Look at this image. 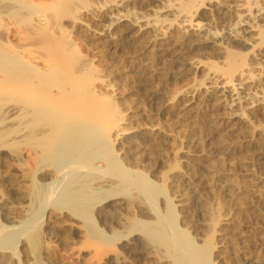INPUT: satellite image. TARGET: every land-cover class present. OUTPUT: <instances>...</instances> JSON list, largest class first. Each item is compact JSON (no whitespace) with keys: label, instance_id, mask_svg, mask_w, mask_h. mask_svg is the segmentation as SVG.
Instances as JSON below:
<instances>
[{"label":"rangeland","instance_id":"1","mask_svg":"<svg viewBox=\"0 0 264 264\" xmlns=\"http://www.w3.org/2000/svg\"><path fill=\"white\" fill-rule=\"evenodd\" d=\"M106 2V0H0V228H5L3 230L0 229V246L10 245L12 242L19 240L18 238L20 236L18 235H21L20 241L24 240L21 243L25 246L21 249L18 247L17 249L22 257L17 258V261H15L16 257H11L13 260L11 258L8 260L12 261V263L14 262L13 264H32L33 262H35V264H138L139 262V264H173L171 259H168L167 262L161 258L166 254V250L164 253L163 249L161 251L157 244H151V240L149 241L145 236L144 245H147L149 255H144L146 257H142V261L137 263L136 259L133 261V254L131 253L132 248L130 246H124V243L123 245L116 243L117 241H112V239H115V236L112 237L110 234L109 236L112 238H109L107 235L108 241H112L113 244L115 242L117 246L114 245V247H111L112 251L110 250L111 252L104 257L106 259H102V257L100 259L99 257L100 260H97V257H94V259L92 258L93 260H91V256H94L96 253V251L93 250V246H98V244L104 245V242L107 241L103 242L102 235L95 234V236H97L96 239H94L95 237L93 238L94 234H92V237L89 236L90 233L86 230V228H88L86 222H89L92 227L94 224L95 226L97 225V229H100V225L98 224L99 220L97 214H95V212L93 213V210H90L89 212L87 211L86 214V201L80 206V211L75 214L77 216L73 214V217L75 216L74 218L78 219V225L72 222L73 220H76L71 218L72 215L70 213L72 212H69L66 216L60 214L58 210L49 211L47 209L43 212L42 204L44 201V186L46 183L38 181L39 177L36 166L40 162H42L40 163L41 165H43V163L46 164L47 160L43 157L45 154L44 152L40 151L38 156H36L35 152L32 151L33 146L36 143L34 136L26 139L22 137L23 132H25V123L32 117H38L43 122V129L40 130L42 136L39 137L41 140L44 138V140L41 141L42 143L47 144L49 136L53 137L54 134H57L58 131L62 130L60 127L55 126V124L49 125L43 121L44 118L49 117L51 114L53 117H62V119L70 117L69 114L71 113V110H66L67 114L65 113V110L63 112L61 109L58 112L59 107H62L61 105L63 104H61L60 101H58V103L56 98L57 96H61L63 98L65 97L64 100L66 101V103L63 101V106L69 107L73 103L74 105L72 106H76L75 109H77L78 112L86 110V116H88L89 119L91 118L92 121L86 120V125H98L104 129L106 134L103 131V138L106 148L108 149L107 157L112 161H116L115 167L117 169L122 170L123 168H128L141 173L146 177H141V180L152 189L154 197L147 199L144 196L145 205L142 206V208L145 209L143 210L145 212L142 211V213L143 215L146 213V218H143V220L149 219L148 217H150V219L152 218V220L155 219V212H160L162 215L167 214L166 222L170 220L172 221L175 229L179 231L177 234L181 235V238H183L182 240L185 241L191 249L192 247L193 249L197 248L195 245H198V242L202 241L199 238L204 237V241L206 242H202V244L209 246L205 245L206 248L208 247V250L206 249V251L209 254H207L208 257L206 258L208 259L206 261L208 264H213V262L215 264L216 261H218L217 255L215 256V246L217 243L215 233L220 230L219 223H221L223 216L230 215L233 224L225 228L226 231L230 229V231H228L230 238L227 243L228 247L225 248V252L227 253L225 254L223 251L227 259L222 254L223 258L226 259L223 260L226 261L227 264L229 262V264H245L246 261L251 259L264 261V246H260L261 243L264 244V186L259 184L256 180L259 172L244 163L246 161L245 156L230 158L228 156V150L226 151L228 155L225 151V153L220 151L222 154L219 155V152H215V154H217L212 155V161L210 160L209 163L210 165L212 163L213 167L215 166L214 168L216 169L214 172H216L221 179L219 178L220 180L217 183L207 185L208 188H206V191L209 193L207 194L206 192L209 198V202H207V204L209 203L207 205V208H209L208 212L206 211V207L200 210V206L197 204L199 207H197L198 209L196 208V211H194L195 209L193 208L194 210L190 209L191 212L189 215H187L188 212L186 211L183 212V215H179L178 211H183L181 208L177 207L176 209H172L170 202L161 205V203H164L162 198L173 200V202H175V193L178 192V189L177 186L174 185H179L177 182V176L185 170L183 169L185 166H183L184 164L182 163V160L181 162L179 160L181 156L179 150L183 148L186 149L187 147L190 149L195 137L196 143H199V145L204 147L207 145L211 146L210 148H212V145L215 143L219 145L218 143L221 139L219 142L217 140L212 141V143L208 142V144L205 141L210 138L211 132H207L203 126H201L203 129L201 131L200 125H198L199 127L197 126V128H195L196 135L194 134L192 142H189V140H191V138L189 139V131L186 130L187 128L184 127L183 124H181L182 121L180 120L182 119L177 114L179 106L177 100L178 94L189 85L199 81L200 75H191L180 78V72H176L175 69L172 70L171 73L167 71L168 74L167 72H164V70H159L162 73L164 72V74H160L159 72L155 76H148V74L152 73V70H154L153 67L150 66L151 61L154 59L152 53L143 51L144 53L139 54L138 49H136L137 45L128 47L118 46L114 48L109 46L110 44L108 43L107 38L98 37L95 34L110 27L114 22L111 17L116 16L118 12H121L124 15H129L133 12L139 11L137 7L133 6L129 9L119 10L110 7L111 5ZM85 4L86 13H83L80 7ZM105 4L108 5V10L102 12L99 11L98 6H104ZM72 16H79L81 20L85 21L86 25L75 23ZM172 34L174 40H179L181 37V33L177 30L173 31ZM263 38L264 36L262 37L261 44L264 43ZM248 44L253 45L251 41H249ZM252 52L253 51H251L249 45L242 44L236 49L229 48L224 54L228 61L234 62L233 65H238L249 62ZM204 60L206 61V59ZM97 79H99V82L103 81L107 86L101 87V83H99ZM140 79H143V82ZM144 80L149 83L147 84ZM150 85L152 87H150ZM24 87L28 90L24 89ZM143 87L146 90L148 88V91L150 89V91H154V88L155 90L158 88L156 91L164 90V97L171 99V104L168 105V111L165 113L161 111H159V113H153L157 114L158 117L156 115H151L152 109H150L149 106H146L148 105V102L144 104L143 101L146 100H142L143 95L141 88ZM24 95L31 97L28 98ZM68 95H70L69 98L74 99L76 103L75 101L73 102V100L71 103L67 97ZM35 98L38 99V103L42 106L36 112H34L33 108V105H35L36 102ZM73 111L72 114H74ZM62 112L65 115H61ZM117 116H123L124 118L122 126L123 130L130 131L138 126H151L158 124L163 127L162 131H165L167 136H161L162 138L164 137L163 139L160 136L159 138L155 136L149 137L150 140H148L151 142L148 140L146 141L149 145V148L147 146L148 149H146V152L150 155L147 153L146 156L145 154L129 155L125 152V147L115 143L119 142L117 137L118 132L114 131L109 133L108 131L107 133V129H109V121ZM169 116L171 117L169 118ZM172 116L174 117L173 119ZM177 117L178 120L175 119ZM217 123L219 124L217 120L214 121L216 128H218L219 125L223 127L221 122L218 126ZM255 124L259 126L261 121L258 120ZM220 126L219 128H221ZM30 130H32V126H30ZM197 131H201V135L203 136L198 134L200 132ZM203 131L206 132L203 134ZM45 135H47L46 139L44 137ZM168 135L170 137H168ZM205 135L209 137L207 138ZM197 136L201 137L199 138ZM181 137H185L186 139L188 137L184 144H181L178 141V138ZM223 137V140L221 141L222 144L225 143L224 145L227 144L226 147L229 148L230 146L231 148L232 144L228 140L225 141L227 138ZM201 138H204V141ZM200 142L205 143V145ZM38 143L40 144V142ZM151 144L154 145V147L157 145L156 147L158 148H152ZM186 144H189L190 146ZM207 149H209V147ZM148 150L150 152L152 151V155ZM176 154L177 157L180 154L177 159ZM137 155L139 157H137ZM150 157L152 160L147 159ZM123 159H126V161ZM195 160H193L194 163H201L199 161H203L200 166L202 165V167L206 168L205 165H207V163L205 160L200 158H196ZM177 163L179 165L181 163V166ZM147 164L148 166L146 167ZM161 166L163 167L161 168ZM175 167L178 168V171ZM171 169L174 172L177 171L178 175L175 173V179L173 177V180H169L170 182H164L165 179L162 180L163 175L165 177L170 174L172 171ZM160 170L162 173L160 172L161 174H158ZM206 172L210 173L208 170H204L203 178L208 176ZM54 173L49 177L50 180L57 179V175ZM151 181L155 184H150ZM228 187H230L229 189L232 188L230 194L231 196L233 194L232 199H234V202L228 196L224 197L226 188ZM245 187L257 196L254 195L256 197L254 199V204H257L256 206L258 207L260 214H263V218L260 216L257 217V219L256 216L250 213L249 216L251 217H249L248 213L246 214V210L243 209L245 207L244 202L248 198L243 190ZM223 194L224 196H222ZM220 195L221 197H219ZM217 196L220 198H218L220 201L217 199ZM155 197H158V199L156 200ZM50 201L51 203H57V198L53 199V201L52 199L49 200V204ZM230 201L231 203H229ZM120 205L124 207H116L113 209L115 211L111 210V215L113 216L110 218L114 219L113 222L119 225L122 224L120 225V230L124 229L128 232L136 230V232L141 231L143 233V230L146 228L138 223L140 218L137 216L138 211L134 202L125 199ZM176 206L178 205L176 204ZM117 209L121 214L118 213L119 211ZM139 210L141 211V209ZM39 211L43 213L40 214ZM92 213L94 215H92ZM4 214L12 219H10V221L15 222V229H12L9 226L8 222L4 219ZM176 214L179 216V219ZM36 215H38L37 219L35 217ZM114 215L115 218H113ZM39 217H41V219ZM38 218L40 220H38ZM255 219H257V221ZM57 221H62V226H59L61 223L59 222L58 224ZM123 222L125 224H123ZM195 222H198V224ZM202 222L205 225H202ZM193 224L194 227L192 226ZM259 225H261V227ZM247 228L250 229L248 230ZM235 229H237L240 234ZM180 230H183L184 233ZM252 230L254 231L251 232ZM172 231L175 232L174 228ZM247 231H249V233ZM258 231L260 232L258 233ZM241 232L242 235L244 234L242 237L246 240L239 237ZM244 232H246L247 238L245 237ZM194 233L201 237H196ZM233 233H235V237L237 238L233 237ZM252 233L254 234L252 235ZM231 234H233V236ZM192 237L195 238V240L197 239V243L193 242L194 240H191ZM252 237H254V239ZM255 238L257 239L255 240ZM230 240H236V242L232 241V243H234L231 244ZM92 241L94 243H92ZM96 241L98 244L95 243ZM249 241L250 243H248ZM254 242L257 245H254ZM242 243L244 244L243 246ZM90 244L92 245V249L89 247L91 246ZM201 245L199 243L198 247ZM155 246H157L158 249ZM244 246L247 247L245 248ZM15 247L16 246L13 248ZM88 247L90 249H88ZM240 247L242 252L240 251ZM233 248H235V251ZM198 252L200 253L201 251L198 249ZM234 252H236V255ZM233 256H235V258ZM165 257L167 258V256ZM244 257L245 260H243ZM143 258L146 260L144 261ZM224 261L220 263L218 261L216 264H225L226 262Z\"/></svg>","mask_w":264,"mask_h":264},{"label":"bare ground","instance_id":"2","mask_svg":"<svg viewBox=\"0 0 264 264\" xmlns=\"http://www.w3.org/2000/svg\"><path fill=\"white\" fill-rule=\"evenodd\" d=\"M106 1L111 5L110 7L119 10L129 9L131 6H133V7H137L139 11L133 12L129 15H124L121 12H118L116 16L111 17V19H113L114 22L110 25V27L105 28V30H103L102 32L95 34L98 37L107 38V41L110 44L108 45L114 48L118 46L128 47L132 45L134 46L137 45L136 49H138L139 54L144 52L152 53L154 55L153 56L154 59L151 61L150 66L153 67L154 70H152V73L148 74V76L149 75L155 76L161 70L162 71L164 70V72L168 71L169 73H171L172 70L175 69L176 72L177 71L180 72V78H184L186 76H191V75H200L199 81H196L192 85H189L186 89H184L178 94L177 100L179 102L178 104L179 106L177 109V114L182 119V120L179 119L180 121H182V123L181 122L180 123L187 128L186 130L189 131L190 134L189 139L191 138L189 142L190 141L192 142L193 140L192 137L196 133L195 128H197L198 125H200V128L201 126H203L207 132H211L210 138H208L209 136L207 137L205 135V137L208 138L207 140L205 139L206 140L205 142L212 143V141H217V140L219 142V140L221 139L220 142L218 143L219 145L213 142L215 143L214 145H212L213 147L210 148L211 146L207 145L209 147V149H207L208 148L207 146L204 147L199 145V143H196V137H195L192 143L193 145L190 149L187 147L186 149L183 148L179 150L181 156L179 154L177 157L176 154V159L179 158L180 156L181 159L179 158V160L180 162L182 160V163L184 164L182 165L185 166V168L183 167L182 168L185 170L182 171L181 174L180 171L179 172L180 175H178L177 171L179 166H181V163L180 165L177 163L179 166L177 165L178 168L175 167L177 168L176 172H174L173 171L174 169L172 168L173 170L172 169L171 170L173 172L171 171V173L168 175L164 173L167 176L164 177L163 175L162 177L163 178L162 180L165 179L164 182L173 180L175 173H177L178 175L177 182L179 183V185L172 184L174 186H177L178 189V190L176 189L178 192L175 193L176 194L175 202H173V200L162 198L164 203H161V205L165 204L166 202H170V206L172 209H176L177 207L181 208L183 211L182 212L178 211L179 215H183L184 211L188 212L187 215H189V213L191 212L190 209L194 208L195 210L194 209L193 210L196 211L198 209L197 207L199 206H200V210L204 209L205 207L207 208V205L209 204V203L207 204V202H209V198L207 196V194L209 193L206 191V188H208L207 185L217 183L221 179L216 174V172H214V170L216 169L214 168L215 166L213 167L212 163L210 165L209 161L211 160L212 155H214L215 152L217 153L219 152L218 155L222 154V152L220 151L226 152L228 150L229 155L227 154V152L226 154L230 158L231 157L238 158L245 156L246 161L244 160L245 161L244 163L251 166L253 169H255V171L259 172L256 180L258 181L259 184H262L264 186V43L261 44L262 37L264 36V0H106ZM98 8L99 11L101 12L104 10L106 11L108 10L107 9L108 5L105 4L104 6H98ZM80 9L83 11V13H86V4L81 6ZM72 17L75 23L86 25L85 21L81 20L79 16H72ZM176 30L181 33V37L179 40H174V38L172 37L173 36L172 32ZM249 41H251L253 45L248 44ZM242 44L249 45L251 51H253L251 54V59L249 60V62L233 65L234 62L228 61L224 53H226V51L229 48L236 49L237 47H240V45ZM195 56L198 58H196ZM204 59H206V61ZM164 72L163 73L160 72V74L161 73L164 74ZM98 80L99 79H97V81ZM140 80H142L143 82V79ZM99 83H101V87L107 86L103 81ZM146 83L148 84L149 82L147 81ZM150 87L152 86L150 85ZM24 89H26V87H24ZM141 89L143 95L142 100L143 99L146 100L143 101L144 104L148 102L147 103L148 105L146 106H149L150 109H152L151 112L152 114L150 113L151 115H156L158 117L157 114H153V113L156 112L159 113V111L165 113L168 111L169 109L168 105L171 104L170 102L171 99L164 97V93H163L164 90L156 91L158 88L156 90L154 88V91H150L151 89L148 91V88L146 90L144 87ZM69 96L70 95H68L67 97L69 98ZM64 98L61 96H57L56 101L57 102L60 101L61 104L64 105L63 102L65 101ZM35 100H36L35 105H33L34 112H36L38 109H40V107H42L41 104L38 103V99L35 98ZM69 100L71 103L72 100L73 102L75 101L74 99H70V98ZM63 105H61L62 107H59L58 112L60 111V109L63 112L65 110V113L66 110L68 111L71 110V113L69 114L70 117H66L62 119V117L61 118H57V116L53 117L51 116L52 115L51 114L49 117L43 119V121H45L47 124L49 125L55 124V126L60 127L62 129L61 131L58 132L56 130L57 134H54L53 137L49 136L47 144L41 142L44 140V138H42V140L39 139V137L42 136L40 130L43 129L42 128L43 122L38 117H32L25 123V127H24L25 132H23V137H22L26 139V138H30L31 136H34L36 143L33 146L32 151L35 152L36 156H38L40 151L44 152L45 154L43 157H45L44 159L47 160L46 164L43 163V165H41L40 163L42 162H40L36 166L37 174L39 177V178L37 177L38 181L42 183H46L44 186L45 194H44V201L42 204L43 212H45L47 209L49 211L58 210L60 214H63V216L64 215L66 216V214L68 215L69 212H72L70 213L72 215L71 218L77 220V221L73 220L72 222L78 225L79 224L78 219L74 217L77 216L75 214H77L80 211V206L86 201V214L87 211L89 212L90 210H93V213L95 212V214H97V218L99 220L98 224L100 225V229H97L96 228L97 225L95 226L94 224L93 226L94 228H93L89 222H86L88 227L86 228V230L90 233L89 236L92 237L93 236L92 234H94L93 238L95 237L94 239H96L97 236H95V234L100 236L102 235L101 237L103 238L102 239L103 242L107 241L104 242L105 243L104 245L102 244L99 245L97 241L95 242L98 244V246H93L94 247L93 250L96 251V253L94 256L93 255L91 256V260H93L94 257H97V260H100L101 257L102 259H106L104 257H106L108 253L112 251L111 247H114V245L117 246L115 242L113 244L112 241H117L116 243L118 244L124 243L125 244V245L123 244L124 246H130L132 248L131 253L133 254L132 256L133 261H135L134 259H136L138 263L139 261H142V257H146L144 255L149 253L147 245H144V236H145L147 239H149V241L151 240L150 241L152 242L151 244H157L159 249H161V251L162 249L163 252L166 250L165 252L167 255L164 254V256L161 257L164 261L168 262V259H171L173 264H208L206 261L208 259L206 258L208 257L207 256L208 252L206 251V249L209 246L206 244L204 245L202 244V242L204 243L206 242L204 241L205 240L204 237L198 235L201 237L199 238L194 233L196 237L202 240L198 242V245L199 243L200 245L201 244L202 245L199 247L198 245H195L197 246V248L193 249L192 247L191 249L190 246L185 241L182 240L183 238H181V235L177 234V232L179 233V231L175 229L172 221L170 220L166 222L167 214L162 215L160 212H155V219H153L154 221L152 220V218L150 219V217H148L149 219L147 220H143V218H146L145 216L146 213L144 215L142 213V211L145 210L144 208H142V206L145 205L144 196L147 199L154 197L152 189H150L148 185L144 184L141 180V177H145V176L141 173L130 170L128 168L125 169L123 168L122 170L117 169L115 167L116 161H112L107 157L108 149L106 148L103 138V134L105 132L104 129H102L98 125L96 126L89 124L86 125V120L91 121V118L89 119L88 116H86V110L83 111L81 110L78 112L77 109H75L76 106L75 107L72 106L74 105L73 103L69 107H65ZM72 111L74 114H72ZM63 112L61 113V115L63 114ZM170 117L171 116H169V118ZM173 118L174 117L172 116V119ZM175 119L178 120V117ZM216 120L217 122H219V124L221 122V124L223 125L222 127L217 123V126L219 125L223 129L219 128V126L218 128H216L215 126L216 124H214V121ZM258 120L261 121V124L259 126L255 124L256 121ZM109 122H110L108 125L109 129H107V133L108 131L109 133H112L114 131L118 132L117 137L119 142H115V143L125 147L124 150L129 155L145 154L146 156L147 154H149L148 152H146V149L149 148L148 142H146L149 139V137L155 136L159 138V136L160 137L163 135H165L164 137L167 136L165 131L164 132L162 131L163 127H161L158 124L151 126H138L130 131H126L123 130L122 128L124 123L123 116L114 117ZM30 126H32V130H30ZM202 130L203 129L201 128V131ZM201 131H197L200 132L198 134L201 135ZM205 132L203 131V134ZM46 136L47 135L44 136L45 139ZM223 136L227 138V139L225 138L226 140L224 139L225 141L228 140L232 144L231 148L229 146L230 151L229 148L226 147L227 144L224 145L225 143L222 144L221 142L223 140L222 139ZM168 137L170 136L168 135ZM181 138H178V141L181 144H184V142L188 139V137L187 139L185 137H183L185 139L183 138L181 139ZM202 140L204 141V138ZM38 142H40V144ZM200 143L205 145V143L202 142ZM155 147L154 145H152V148ZM137 157L139 156L137 155ZM196 158L205 160V162L207 163V165L204 164L206 168L202 167V165L200 166V164L203 161H199L201 163L197 162L199 165L197 163H194L193 160H195ZM126 159L123 160L126 161ZM147 159L152 160L151 157ZM147 166L148 164L146 165V167ZM163 166H161V168ZM204 170L206 171L208 170V172H210V173L206 172L208 175L206 178H203ZM160 172L161 170L159 171L158 174L162 173ZM52 173L57 175L56 180L49 179V177L52 176ZM150 184H155V183L151 181ZM229 188L230 187L226 188L225 196L224 194L222 196L224 197L228 196L233 201L234 200L232 199L233 194L232 196L230 194L232 188L231 189ZM243 190L245 195L247 194L248 197L244 202L245 207L243 206L244 207L243 209L246 210V214L248 213L249 216L250 213L256 216V218L262 216L263 214L262 215L260 214V211L256 206L257 204H254L255 203L254 199L257 196L246 187ZM55 197L57 198V203L59 205L57 203H51V201L49 204L48 201L51 199L53 201V199H56ZM219 197H221V195ZM219 197L217 196V199ZM155 198L156 200L158 199V197ZM125 199L127 200L129 199L132 202H134L135 207L138 211L137 216L140 218L138 223L139 225L146 228L145 230H143L144 231L143 233L141 231L136 232V230L135 231L132 230L134 232L132 231L128 232L127 230L125 231L124 229L120 230L119 228L120 225L122 224L120 225L116 224L113 222L114 219H111L112 218L111 216H113L111 215V210L115 209L116 207L123 208L124 206L122 207L120 203H123ZM229 203H231V201ZM176 204L178 206H176ZM139 209H141V211ZM208 209L209 208H207L206 210L207 212ZM42 213L40 212V214ZM93 213L92 215H94ZM118 213H120V211ZM73 214L75 215L74 217ZM5 215L6 214H4V219L8 222L9 226L12 229H15L16 228L15 222L10 221L11 218ZM176 216L179 219V216L177 214ZM35 217L37 219L38 215H36ZM39 218L41 219V217ZM39 218L38 220H40ZM113 218H115V215ZM116 218H117V214H116ZM231 218L232 217H230V215L223 216L221 223H219L220 230H218L217 233H215L216 234L215 236L217 237V243L215 246V252H216L215 256L217 255V259L219 263L224 261L223 259L226 258L225 254L227 252H225V248L228 247L227 243L230 238L228 231H230V229L226 231L225 228L233 224L231 222L232 220ZM257 219L255 220L257 221ZM195 223L198 224V222ZM123 224L125 223L123 222ZM202 225L205 224L203 223ZM59 226H62V223L61 225L59 224ZM192 226L194 227V224ZM259 226L261 227V225ZM173 228L175 232L172 231ZM0 229L3 230L5 228H0ZM254 230H252L251 232H253ZM231 231L234 232L233 230ZM247 232L249 233V231ZM259 232L260 231H258V233ZM182 233H184V231ZM244 233L246 237V232ZM109 234L110 236L112 235V237L115 236L114 238L117 240L112 239V241H108ZM233 234L231 235L235 237V233ZM253 234L254 233H252V235ZM243 235L241 232V235L239 237H242ZM18 236L21 237V235ZM110 236L109 238H112ZM20 237L18 238L19 240L12 242L10 245L0 246V264H13L14 262L12 263V261H9L8 259H10L11 257L12 258L16 257L15 261H17V258L22 257L20 256V253L17 251L18 247L19 249L25 247L24 244L21 243L24 240L20 241L21 239ZM242 238L246 240L244 237ZM252 238L254 239V237ZM256 239L257 238H255V240ZM191 240H194L193 242L197 243V239L195 240V238L192 237ZM232 241L236 242V240H232ZM232 241L230 240L231 244L234 243V242L232 243ZM92 243L94 242L92 241ZM243 243L242 246L246 244ZM248 243H250V241ZM92 245L89 247L91 248ZM205 245L208 247L206 248ZM254 245L257 244L255 243ZM14 246L16 247L13 248ZM260 246H264V244L261 243ZM89 247L88 249H90ZM198 249L202 253L201 252L199 253ZM233 250L235 251V248H233ZM223 251L225 252V254ZM240 251H241V247H240ZM236 252H234L235 255ZM222 254L224 255L225 258H223ZM165 256H167V258ZM233 257L235 258V256ZM243 260H245V257ZM218 261H216V263H218ZM32 264H35V262H33ZM225 264H227V262ZM245 264H264V261L251 259L246 261Z\"/></svg>","mask_w":264,"mask_h":264}]
</instances>
